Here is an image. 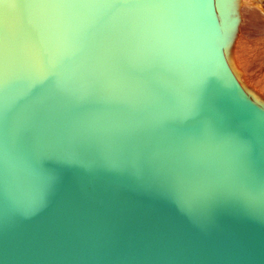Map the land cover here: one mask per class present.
I'll return each mask as SVG.
<instances>
[{
  "label": "water",
  "instance_id": "obj_1",
  "mask_svg": "<svg viewBox=\"0 0 264 264\" xmlns=\"http://www.w3.org/2000/svg\"><path fill=\"white\" fill-rule=\"evenodd\" d=\"M225 1L0 0V264H264Z\"/></svg>",
  "mask_w": 264,
  "mask_h": 264
},
{
  "label": "rangeland",
  "instance_id": "obj_2",
  "mask_svg": "<svg viewBox=\"0 0 264 264\" xmlns=\"http://www.w3.org/2000/svg\"><path fill=\"white\" fill-rule=\"evenodd\" d=\"M240 4L242 6L239 9L240 19L237 20L234 31L240 34L239 40H242V43H238L235 51L231 49L228 56L241 85L253 91L264 103V0L254 3L255 5L249 0H241ZM251 12L260 19V25L246 17Z\"/></svg>",
  "mask_w": 264,
  "mask_h": 264
},
{
  "label": "bare ground",
  "instance_id": "obj_3",
  "mask_svg": "<svg viewBox=\"0 0 264 264\" xmlns=\"http://www.w3.org/2000/svg\"><path fill=\"white\" fill-rule=\"evenodd\" d=\"M228 0H226L225 2H227ZM249 2H251L252 4H257V2H260V0H249ZM254 4V5H255ZM232 5H229V7H231ZM225 9V5H224V2L222 3V5H221V7H220V10H221V12H220V15L218 14V22L220 23V24H222L223 25V29L221 30V33H220V40L223 42V44H227L226 42L227 41H229V43H228V46H229V48H228V53H229V51L232 49H234L233 51H235V49H237L236 47H237V45H238V43L240 42V43H242V40L240 41L239 39V35L240 34H236V33H234V31H233V29H234V27L233 26H230L229 27V29H227L226 27V25H227V23L228 22H226V20H225V16H224V12H222L223 10ZM231 11V10H230ZM230 16H234V14H230ZM247 18L249 17V19L250 20H255L256 22H257V25H260V19L257 17V16H255V13L254 12H251V13H249V14H247V16H246ZM246 18V19H247ZM224 25H225V27H224ZM240 26V25H239ZM238 31V30H237ZM230 32H232L231 34V36H233V39H228V35H229V33ZM235 54V53H234ZM227 56H228V54H227ZM228 59H227V61H228V63L231 65V63H230V59H229V56L227 57ZM240 58H238V61L239 62H241V60H239ZM244 66H246V63H244ZM231 68H232V66H231ZM245 73V72H244ZM241 87L243 88V89H245L242 85H241ZM246 91H247V93L248 92H251L250 90H247V89H245ZM252 93V92H251ZM263 103V102H262Z\"/></svg>",
  "mask_w": 264,
  "mask_h": 264
}]
</instances>
